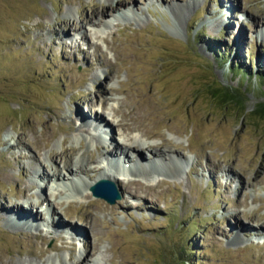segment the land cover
Returning <instances> with one entry per match:
<instances>
[{"label": "rangeland", "instance_id": "obj_1", "mask_svg": "<svg viewBox=\"0 0 264 264\" xmlns=\"http://www.w3.org/2000/svg\"><path fill=\"white\" fill-rule=\"evenodd\" d=\"M106 3L0 0V208L17 199L34 203L45 193L53 205L52 214L37 205L23 204L26 215L16 210L38 215L30 216L38 230L7 211L0 220V264H7L1 255L23 264H73L86 256L83 264H264V230L253 229H264V116L257 111L264 103V80L257 76H264V0H130L131 8L89 24L93 6ZM63 21L71 23L66 30ZM101 55L116 70L109 82L115 91L104 92L108 105L102 113L114 121V131H96L83 119L99 109L88 98L100 93V80L111 71L103 64L87 69ZM212 83L237 88L244 106L219 105L208 94ZM147 98L156 108V116H148L154 122L144 121L150 138L116 125L121 116L115 108L126 101L142 108ZM45 132L51 135L47 144ZM112 134L111 143L142 142L148 161L149 143H169L165 149L179 157L178 167L173 162L166 165L171 171H123V156L115 154L110 162L103 156L113 147ZM38 141L40 156L34 159ZM124 148L116 153L128 152ZM81 155L88 167L109 168L111 177L94 171L93 179L114 182L121 194L115 203L81 181L73 184L65 169L60 186L40 178L55 165L63 168L68 158L78 164ZM116 159L117 167L111 162ZM5 171L13 177L5 178ZM128 178L152 183L156 196L124 195ZM94 217L95 229L89 227ZM70 223L79 228L75 237L65 227ZM91 247L94 252L87 253Z\"/></svg>", "mask_w": 264, "mask_h": 264}, {"label": "bare ground", "instance_id": "obj_2", "mask_svg": "<svg viewBox=\"0 0 264 264\" xmlns=\"http://www.w3.org/2000/svg\"><path fill=\"white\" fill-rule=\"evenodd\" d=\"M107 1H108V3H106L104 5H94L93 6V8L91 10V13L87 17L89 24L91 23V25H95L97 23V20L100 21V20L103 19V18L100 19L101 17H104L107 14H112V13H114V11L116 12V10L119 9L120 7H124L125 6V8H121L123 10L124 9H128L129 7L130 8L132 7V6H127V4L129 5L130 0H117V1L115 0L116 1L115 3L113 1L111 2V0H107ZM188 2H190V1H187V3ZM173 6H175L178 10H182L185 7L182 4L181 5L175 4ZM192 6H194V3H193ZM171 7H170V10L172 11L173 9H171ZM68 24H71V23H68V21H63V23L61 24V29L66 30ZM78 28L79 27H76V25H75V27H73V30H76ZM59 30L60 29H58L57 31H55V33L58 35V37H61L62 34L61 35L59 34ZM82 36H83V34H82ZM95 44H97V43H95ZM95 46H96V49L97 50H100V46L98 44L95 45ZM85 55H86V58H88V54H85ZM101 64L108 66L111 69V71L109 73H107V74L104 72L105 74L103 76V79L100 80L101 82H103V85H102L103 86V89L100 90V93H98L95 97L88 98L89 101L92 103L93 106H96V104H98L97 106L99 107V109H97V108L94 109L93 108L95 110V112H94V115L92 116V118L88 119L84 115V118L83 119H84L85 123H87V122L90 121V125H88V126L90 128L92 126H94L93 129L94 130L97 129L96 131L100 130V128L101 129H103V128L105 129L106 127H109V130H111L113 128V131H114V127H113L114 126V121L106 119L102 113H104V109L108 105V102H107L108 97H106L104 95V92H107V91H115V89L112 86L109 87L110 86L109 85V82L111 81V79L113 77V72L116 71L115 70V67H114V65H112L110 63V61L105 56H102L101 55L100 59H96L95 61H93V60L90 61L89 64L87 65V69L89 71H92L95 68V66L101 65ZM98 75H100V74L98 73ZM95 80H97V77L96 76H95ZM121 91H124L126 93L129 92V90H127L126 88L125 89L124 88L121 89ZM127 97H130V93H129V95H127ZM131 99H132V97H131ZM123 103H124L123 105H120V106H118L117 108L114 109V113L117 114L115 116H118V115L121 116V119L116 123V125L122 127L125 130H130V131L139 129V130H141L143 132L144 135H146V136L149 137V135L151 133L146 130L147 128L145 127L144 121H145V119L148 118L150 120H153V122H154V119H152V118H150L148 116L149 115L156 116V108H155V106H153L152 102H150V99L149 98L145 99L144 104L142 103L143 104V107L140 108V106H139L138 109H135V107L129 106L128 101L123 102ZM134 106H136V105H134ZM98 111H100V112H98ZM140 113H143L144 116H141ZM82 114L83 113H81V115ZM113 116H114V114H113ZM43 135H44L43 138L45 139L44 142L47 144L50 141V139H51V135L48 132H45V134H43ZM141 135H142V133H141ZM158 135L161 136V134L159 132H158ZM128 136L127 135L124 136L123 137L124 140L127 139ZM112 138H113V134L111 136L110 143L113 140ZM132 140H134L133 137H132ZM23 141H27V140L24 139ZM137 141L138 140H135L134 142L133 141H130V142L127 141L123 145H120V144H118V142H114L113 141V143H111V145H113V147L110 149V151L108 150L106 154L103 153V156H104V158L106 160H109V162H110V160L114 157L113 155H115V154L122 155L123 153H125V157H124V155H122V156L124 157V163H126V164L129 165V171H132V172H135V173H139L140 172V173H143V174L152 173L153 171H158L157 170V169H159L158 167H163V170L164 171H171L170 169H168L166 167V165H169L170 163H173V162L176 164V160L179 159V157H177V155L175 154V152L172 153V152L168 151L167 149H165V147H170L169 143H166V142L164 143L163 142L162 145L157 144V143H149L148 144V147H146V148H147L148 151L150 150L149 151L150 156L153 158L152 161H148L147 158H146V156L143 153L144 147L141 146L142 145V142H139V141L137 142ZM37 144L38 145L35 144L33 146L34 147L33 148L34 151H36L38 153V154H34L33 153L32 157L34 159H38L39 156H40L39 154H40L41 148H40L39 141H38ZM120 146H123V147L127 148L128 149V152H126V151L123 150L120 153H116L120 149ZM130 152H131V154H130ZM73 153H74V150H72L70 152V154H72V155H73ZM54 156H55L54 154H51V158H53ZM24 157H25V155L24 154H21V155H19L17 157V160L20 162ZM109 158H111V159H109ZM85 160H86V157L81 155L79 161L77 160L78 164L75 165V164H73L72 159H69L68 158V160H64L65 166H63V168H56L58 165H55V170L51 174L50 173H47V172H44V174H42L44 176V178H42V177H40V178L41 179H44L43 181H45V180L48 179V182L47 183H52L53 181H56L57 184H59L58 186H60L61 185L60 182L62 180H64V174H63L62 171H63V169H65L67 171H70L71 174H73V177H75L72 180L73 184H78L81 181V183L84 186L90 187L98 179V177H96V180H94L95 179V176H96V173H94V171L95 172H98V173H101L100 176H102V177H111L112 176L108 171H106V170H109V168L106 169L105 166H102L100 164V161L95 160V159H92V160H94V163L97 162L100 165L93 164L92 166L88 167V165L84 162ZM83 162L86 164V166L88 168L85 167L84 165H82ZM111 162H113V166H116L117 167L120 164L121 160L116 159L115 161H111ZM92 163H93V161H92ZM94 166H96L97 168L94 167ZM176 166L178 167V164H176ZM176 166H174L173 168L175 169ZM92 167H94V169H91ZM123 167H124V165H123ZM165 168H167V169H165ZM125 170L126 169L123 168V171H125ZM81 172L83 174L87 175L88 179H87V177H84V176H78L79 173H81ZM92 173L94 174L93 177L90 176ZM3 175L7 179H11L13 177V174H11L10 172H7V171H5L3 173ZM161 182H164V180L159 181L158 184H160ZM146 184H148V183H146ZM146 184H145V182L143 183L142 181H140V180H138L136 178H131V179L128 178L124 182V184H123L124 187H125L124 188L125 191L127 190L125 192L127 194H124V195H126L128 197H132L134 195L139 197V196H143L145 193H150L152 195V197H153L155 195L154 194V186H153V184L152 183L150 185H146ZM46 185H49V184H46ZM34 186H35L34 183L30 184V187H31L30 189H32ZM75 187H77V189H79V186L78 185H76ZM57 189L59 190L58 193L62 192L59 187H57ZM27 192H28V189L25 192L23 191V193L21 192L22 193V196L27 195L28 194ZM40 192L43 193V190L41 189ZM17 201H19V202L16 203V204L15 203L12 204V202H11L12 206H9V207H6V206L2 205V207L0 208V220H2L7 215V211L8 210L12 209L13 211L15 210V213L13 215L14 217H16L18 215L17 219H19L21 221H24V223H26V224L28 222L29 224H27V226H29V227H34L35 226L36 229L38 230L39 226H37L38 225L37 224V221H35L37 219L38 215H36V216L33 215L35 217V220L30 219V216L31 217H33V216L30 215L29 212H28V214L30 215L29 217L21 216L16 210L21 211V212H24L25 215L27 214V212H26L27 210H26V208H24L22 206L24 203L20 199H17ZM31 201L32 202L37 201V202L31 203L30 201H27L29 203L26 202L25 204L26 205H30V206L37 205L38 207H43L44 204H47L48 205L47 206V208H48L47 210L49 211V213L52 214V207H53V205L50 203V199L46 195V193H45V196L43 198H38V199H35V200H31ZM124 202H125V200H124ZM50 221H51V224H52L53 219L50 220ZM98 221H99L98 218L97 217H94V219L92 220V223L91 224L89 223V227L95 229L97 227ZM56 222H57L56 220L53 221L52 227L56 231H58L57 230V226L56 227L53 226V225H58ZM59 225H62V223H59ZM69 225L70 226H65V227L70 228L73 231L72 234L70 233L71 237H75L74 234H78L80 232L79 230H76V229H79V228H76L75 225H74L75 228H73V224H71V223ZM253 229H255V231H257V232H261V231L264 230V229H262V224L261 225H259V224L258 225H255L253 227ZM40 230H41V228H40ZM60 230H63V229L60 228ZM94 249L95 248L91 247V249H89V251L87 253H91V252L93 253L94 252ZM44 251H41L38 254V257L39 258H42L44 256L43 255ZM1 256H2L1 258L5 262H7V264H23V262H24L22 260H15L14 257H13L14 255L11 258H10V256H6V255H1ZM79 258H81V257H79ZM87 259H88V257L86 256L83 260L82 259H78L73 264H83L84 262L86 263V260Z\"/></svg>", "mask_w": 264, "mask_h": 264}, {"label": "trees", "instance_id": "obj_3", "mask_svg": "<svg viewBox=\"0 0 264 264\" xmlns=\"http://www.w3.org/2000/svg\"><path fill=\"white\" fill-rule=\"evenodd\" d=\"M238 70L241 72V74L243 73L244 75L246 74V71L244 68H240V67H235V70ZM259 79H261V81L264 80V76L263 75H257ZM208 94L210 95L211 99H215L217 101V103L219 105H225L227 103H237L239 105H241L242 107L244 106V97L242 96V94L238 91L237 88H228L222 85H219L217 83H212L211 85L209 84L208 86ZM243 88V87H242ZM246 88H244L245 90ZM261 115L264 116V103H261L259 105V108L257 110Z\"/></svg>", "mask_w": 264, "mask_h": 264}, {"label": "water", "instance_id": "obj_4", "mask_svg": "<svg viewBox=\"0 0 264 264\" xmlns=\"http://www.w3.org/2000/svg\"><path fill=\"white\" fill-rule=\"evenodd\" d=\"M96 196L103 197L111 203H115L121 194L117 192L115 185L106 179H102L92 187Z\"/></svg>", "mask_w": 264, "mask_h": 264}]
</instances>
